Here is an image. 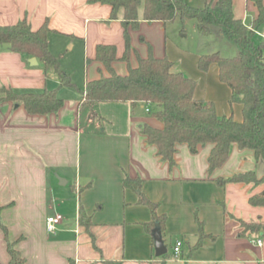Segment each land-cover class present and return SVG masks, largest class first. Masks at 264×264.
<instances>
[{
    "label": "crops",
    "instance_id": "0c3cea01",
    "mask_svg": "<svg viewBox=\"0 0 264 264\" xmlns=\"http://www.w3.org/2000/svg\"><path fill=\"white\" fill-rule=\"evenodd\" d=\"M205 1L186 0L194 6ZM110 12V4L97 0H0V24L21 18L33 29L47 24L48 47L80 91L60 86L55 72L36 56L32 64L28 58L33 55L0 43V88L16 92L55 88L63 99L58 110L44 114L29 113L22 104L0 99V222L8 239L25 264H109V260L148 264L162 257L166 264H264V234L244 231L241 224L264 221V205L249 202L264 183L221 182L236 172L263 175L264 158L232 144L226 160L209 171L211 144L191 152L179 142L170 166L142 132L145 124L162 125L149 114L147 104L84 101L85 83L106 74L95 60L96 45L113 44L118 58L125 49L122 9L116 18H110ZM232 12L250 24L257 8L252 0H232ZM138 17V28L129 29L130 65H136L137 55L145 57L150 51L155 57L166 56L174 69L196 81L195 98L212 101L218 115L241 119V104L229 102L230 88L219 80L214 64L196 70L201 73L196 72L200 83L185 71L197 63L199 54H189L187 65L181 60L174 66L167 48L173 22L143 20L142 8ZM256 34L264 39V24ZM76 65L83 71L80 81L72 78ZM112 66L120 74L127 71L121 59ZM125 175L140 179L144 200H139L136 190L124 187ZM146 200L157 204L158 214H165L163 255L155 254L154 240L145 227L151 219ZM55 214L61 215V221L54 232H48L45 219ZM196 218L202 221L201 239ZM178 239L181 252L175 256L172 245ZM8 261L0 226V263Z\"/></svg>",
    "mask_w": 264,
    "mask_h": 264
},
{
    "label": "trees",
    "instance_id": "16d2710c",
    "mask_svg": "<svg viewBox=\"0 0 264 264\" xmlns=\"http://www.w3.org/2000/svg\"><path fill=\"white\" fill-rule=\"evenodd\" d=\"M97 1L110 4V18H116L118 9H122L125 49L118 58L113 44L96 45L95 60L102 65L106 74L85 83L82 97L86 103L105 100L147 104L149 114L162 125L154 127L145 124L142 132L146 141L155 145L156 154L170 166L174 164L173 154L179 142L186 143L191 152H196L199 146L211 144L207 157L209 171L226 160L232 144L252 150L257 159L264 158V39L258 38L256 34L257 28L264 24L262 0H252L257 15L250 24L234 16L232 0H206L201 6L191 5L186 0ZM139 7L142 8L143 20H159L164 24L178 20L183 32L185 21L195 19L202 36H213L236 47L234 55H224L217 49L199 53L197 67L200 70L208 69L211 64L217 67L219 80L230 88L229 102L241 104V119H235L232 114L218 115L212 101L195 98L196 81L174 69L173 62L166 56L155 57L150 51L145 57L137 55L136 65H130L132 47L129 29L139 26ZM48 31L46 23L33 29L26 18H21L11 24H0V43L7 44L12 51L36 56L45 68L55 72L60 86L75 87L69 73L60 67L58 56L48 47ZM117 59L127 63V71L123 74L116 72L112 66ZM0 89L5 92L0 96L1 100L22 104L29 113L53 112L63 104L55 88L41 92H16L5 87ZM225 181L259 184L264 183V174L257 176L254 171L236 172L221 180ZM123 185L136 190L140 201L145 199L140 190L139 178L125 175ZM146 202L151 210V219L145 223V227L154 240L152 230L155 225H158L162 237L165 214L157 213L156 203L149 200ZM249 202L264 205V188L251 195ZM196 222L201 239L205 236L202 221L196 218ZM241 224L244 231H262L264 234V221H241ZM0 226L9 254L7 264H25L14 241L8 239L6 226L2 222ZM108 262L119 264L114 260ZM148 264H166L165 257Z\"/></svg>",
    "mask_w": 264,
    "mask_h": 264
},
{
    "label": "rangeland",
    "instance_id": "374dc122",
    "mask_svg": "<svg viewBox=\"0 0 264 264\" xmlns=\"http://www.w3.org/2000/svg\"><path fill=\"white\" fill-rule=\"evenodd\" d=\"M141 7H139V10ZM180 21H175L172 25H169L168 28V41L167 48L169 54L174 57V66H178L183 60V64H188V59H190L189 54H199L206 53L212 50H219L224 55H234L236 53V47L234 45L229 44L225 40H218L213 36H202L197 28V22L195 19H188L185 21L184 25V34L179 35L181 25ZM186 52V53H185ZM192 57V56H191ZM192 60V59H191ZM182 64V65H183ZM192 64V63H191ZM199 68L197 67V63L193 65L192 68H187L186 73H190L189 75L193 76L198 83H200L199 76L196 72L199 73ZM74 74H72V78L74 81H80L83 77V71L80 66L76 65L74 68ZM201 74V73H199ZM77 85L81 88V84L77 82ZM80 92L74 87L68 88V91ZM4 95L5 92L0 89V95ZM243 226V225H242Z\"/></svg>",
    "mask_w": 264,
    "mask_h": 264
},
{
    "label": "built area",
    "instance_id": "2783aa9c",
    "mask_svg": "<svg viewBox=\"0 0 264 264\" xmlns=\"http://www.w3.org/2000/svg\"><path fill=\"white\" fill-rule=\"evenodd\" d=\"M61 221V215H48L45 219V226L48 232H54L57 224ZM260 243V241H258ZM182 240L178 239L172 245V254L177 256L181 252Z\"/></svg>",
    "mask_w": 264,
    "mask_h": 264
},
{
    "label": "water",
    "instance_id": "95a60500",
    "mask_svg": "<svg viewBox=\"0 0 264 264\" xmlns=\"http://www.w3.org/2000/svg\"><path fill=\"white\" fill-rule=\"evenodd\" d=\"M28 61L32 64L36 63V58L34 56H32V57L28 58ZM152 234L154 237L155 254L156 255H163L164 253H166L167 249H166L164 241L161 237V233H160V229H159L158 225H155V227L152 230Z\"/></svg>",
    "mask_w": 264,
    "mask_h": 264
}]
</instances>
